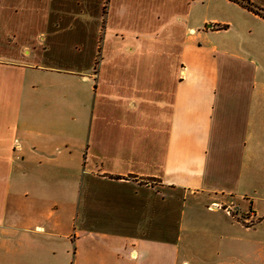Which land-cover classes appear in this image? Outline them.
Wrapping results in <instances>:
<instances>
[{
	"label": "crops",
	"instance_id": "obj_1",
	"mask_svg": "<svg viewBox=\"0 0 264 264\" xmlns=\"http://www.w3.org/2000/svg\"><path fill=\"white\" fill-rule=\"evenodd\" d=\"M104 1L0 0V264H264V18Z\"/></svg>",
	"mask_w": 264,
	"mask_h": 264
},
{
	"label": "rangeland",
	"instance_id": "obj_2",
	"mask_svg": "<svg viewBox=\"0 0 264 264\" xmlns=\"http://www.w3.org/2000/svg\"><path fill=\"white\" fill-rule=\"evenodd\" d=\"M195 2H197L198 3V0H195ZM109 5H110V0H105L104 1V6H103V17H104V22H106V17H107V15L106 14H108V9H109ZM210 12L212 13L213 12V9L212 8H210ZM205 14H207V9L206 8H204L202 5H201V7H200V9H197L196 11H195V14H194V16H195V18L197 19L198 17H203V15H205ZM67 33V34H66ZM84 35H79L78 33H69V31L68 30H65V31H61V34L60 35H58V37L56 38V42L58 43V44H63L64 46L63 47H61L62 49H67L68 48V46L70 47V45H75L76 43V41L78 40V39H84ZM90 37V36H89ZM88 37V42L87 43H84L85 45H83L82 47H80V49L78 50V49H76V46H73V50L71 51V57H69L70 56V54H69V52H66V55H67V57H69V59L70 60H73V61H76V62H81V61H85L86 62V56H87V60L89 61L90 60V55H91V49H92V40H89L90 38ZM85 42V41H84ZM84 47H85V49H84ZM81 50V51H80ZM57 53H59V54H61V52H57ZM63 54H64V52H63ZM113 193L111 192V195H112ZM110 195V196H111ZM177 204H179V202L178 201H171L170 202V205H169V222H168V227H169V230H170V232H169V235H170V237L172 236V235H174V230H176L177 229V222L176 221H174V220H176V212H177ZM121 213H127L128 214V212H127V210H124V212L123 211H121ZM122 215V214H121ZM171 217V218H170ZM117 229H119V230H122V231H125V230H130L131 228H129V227H119V228H117ZM183 248H182V254H183ZM212 262H215V261H218V260H216V259H213V260H211ZM221 261H225V259H223V260H221Z\"/></svg>",
	"mask_w": 264,
	"mask_h": 264
},
{
	"label": "trees",
	"instance_id": "obj_3",
	"mask_svg": "<svg viewBox=\"0 0 264 264\" xmlns=\"http://www.w3.org/2000/svg\"><path fill=\"white\" fill-rule=\"evenodd\" d=\"M231 1L247 8L248 10L252 11L253 13L264 18V10L261 8L252 6V4L250 2H248L247 0H231Z\"/></svg>",
	"mask_w": 264,
	"mask_h": 264
},
{
	"label": "water",
	"instance_id": "obj_4",
	"mask_svg": "<svg viewBox=\"0 0 264 264\" xmlns=\"http://www.w3.org/2000/svg\"><path fill=\"white\" fill-rule=\"evenodd\" d=\"M209 27H212V26H209Z\"/></svg>",
	"mask_w": 264,
	"mask_h": 264
}]
</instances>
